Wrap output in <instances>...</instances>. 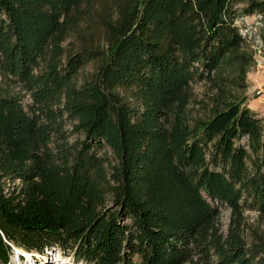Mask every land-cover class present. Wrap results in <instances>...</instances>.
Returning a JSON list of instances; mask_svg holds the SVG:
<instances>
[{
  "label": "trees",
  "instance_id": "obj_1",
  "mask_svg": "<svg viewBox=\"0 0 264 264\" xmlns=\"http://www.w3.org/2000/svg\"><path fill=\"white\" fill-rule=\"evenodd\" d=\"M251 16L264 44V0H0V264H264Z\"/></svg>",
  "mask_w": 264,
  "mask_h": 264
},
{
  "label": "rangeland",
  "instance_id": "obj_2",
  "mask_svg": "<svg viewBox=\"0 0 264 264\" xmlns=\"http://www.w3.org/2000/svg\"><path fill=\"white\" fill-rule=\"evenodd\" d=\"M262 17L251 16L238 18L236 25L240 28H249V39L247 46L249 50L253 52V59L255 64L251 67L246 75V88L243 91L240 88L234 87L237 91L239 97L245 100V105L256 114L258 118L264 120V106L261 104L260 99L253 94V90L256 86L264 84V48H259L257 43L260 37V28ZM76 36L67 40L64 43L66 49L73 48L75 46ZM252 46L257 50H253ZM89 69V68H88ZM230 72L224 71L222 77L227 80L231 78ZM227 86L231 89V85L226 81ZM193 99L192 104L189 107L190 112L193 115L203 114L205 106L208 103V98L210 96V87L206 83H196L192 86ZM219 215V222L221 228L226 230L229 222V211L227 209H221ZM248 221L252 224L253 228H259V230H264V219L258 218L256 213L247 212L245 213ZM8 264H82L73 262L71 258L63 256L59 251H47L46 256H41L33 253H25L22 250L15 249L13 255L10 258Z\"/></svg>",
  "mask_w": 264,
  "mask_h": 264
},
{
  "label": "built area",
  "instance_id": "obj_3",
  "mask_svg": "<svg viewBox=\"0 0 264 264\" xmlns=\"http://www.w3.org/2000/svg\"><path fill=\"white\" fill-rule=\"evenodd\" d=\"M260 17V16H258ZM261 18V17H260ZM237 23V22H235ZM249 28H244V29H240V34L242 36V38L248 43V40L249 39ZM257 43L259 44V48H264V44L263 42L261 41L260 37L258 38V41ZM252 49L255 51L257 50L256 48H254L252 46ZM253 94H255V96H257L258 99H260L261 101V104L264 106V84L263 85H259V86H256L253 90Z\"/></svg>",
  "mask_w": 264,
  "mask_h": 264
}]
</instances>
